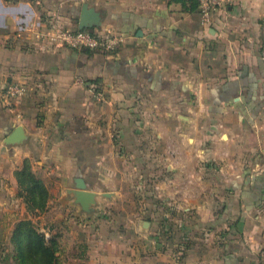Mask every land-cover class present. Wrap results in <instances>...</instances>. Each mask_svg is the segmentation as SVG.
I'll return each mask as SVG.
<instances>
[{
	"label": "crops",
	"instance_id": "0c3cea01",
	"mask_svg": "<svg viewBox=\"0 0 264 264\" xmlns=\"http://www.w3.org/2000/svg\"><path fill=\"white\" fill-rule=\"evenodd\" d=\"M184 1L0 0V264H13L15 226L31 217L16 177L27 160L49 212L75 206L55 214L73 239L57 264H262L264 0H234L209 26ZM87 15L86 30L123 36L116 53L17 37L18 20L76 30ZM26 78L25 98L4 105L7 83ZM18 126L25 140L7 144ZM78 178L112 188L110 201L129 181L138 207L115 216L123 228L90 229L102 206L67 199Z\"/></svg>",
	"mask_w": 264,
	"mask_h": 264
},
{
	"label": "built area",
	"instance_id": "2783aa9c",
	"mask_svg": "<svg viewBox=\"0 0 264 264\" xmlns=\"http://www.w3.org/2000/svg\"><path fill=\"white\" fill-rule=\"evenodd\" d=\"M234 0H199V14L202 23L211 25L213 15L231 5ZM37 42L42 41L47 47L53 49L70 48L74 50L101 51L108 54L116 53L124 44V38L120 34L111 31L93 32L86 29H71L61 22L50 19H31L17 21V37L25 41H31L33 36ZM28 78L8 82L1 92V99L9 108L22 101L29 92ZM96 98L103 100L104 93L95 85H90ZM19 116V115H18ZM262 264H264V249L260 252Z\"/></svg>",
	"mask_w": 264,
	"mask_h": 264
},
{
	"label": "trees",
	"instance_id": "16d2710c",
	"mask_svg": "<svg viewBox=\"0 0 264 264\" xmlns=\"http://www.w3.org/2000/svg\"><path fill=\"white\" fill-rule=\"evenodd\" d=\"M15 3L18 0H6ZM185 3L184 0H175ZM191 10H199V0H192ZM42 18L45 20L44 16ZM74 50V49H73ZM78 51V50H77ZM90 52L91 50H81ZM20 187V196L25 200L32 212H43L47 209L51 194L44 181L33 171L30 161H25L23 167L16 172ZM56 240L46 234L34 224L32 220H20L13 232L12 244L16 264H57L58 256Z\"/></svg>",
	"mask_w": 264,
	"mask_h": 264
},
{
	"label": "rangeland",
	"instance_id": "374dc122",
	"mask_svg": "<svg viewBox=\"0 0 264 264\" xmlns=\"http://www.w3.org/2000/svg\"><path fill=\"white\" fill-rule=\"evenodd\" d=\"M92 99L95 101V102H101L102 101L98 98L95 97V95L92 93L91 95ZM85 131V129H83ZM126 178L128 179L129 178V175H126ZM104 184V183H103ZM109 184V183H108ZM106 183L105 186L108 185ZM129 181H126L124 183V187L119 190L120 194L118 195V199L116 200H108V198H104L106 197V195L104 196V193L105 192H109V191H112L113 189L112 188H102L100 189L99 191V194L97 193V197L99 198V203L101 204L102 208H101V211L99 210V213L96 212L98 211L96 209V207L98 206V200L96 199V204H94L91 208V211L93 213H98V217L96 218V221L93 222V226L90 227V229L92 230H97V229H101V231H105L107 228H111V229H121L123 228L124 226L120 224V220H116L115 219V216H117L118 214H131L132 211L138 207V205L136 204H131V200L136 198V193H134V190L130 188V185H129ZM77 189V187L75 188ZM73 189V190H75ZM69 196H67V199H70V200H74L75 202V195L74 193L70 192V194H68ZM66 197V195H65ZM24 200V199H23ZM133 201V200H132ZM25 202V200H24ZM75 204H77L75 202ZM99 204V205H100ZM142 208H144L145 206H140ZM26 208H27V212L29 213V215H31V217H26L24 219H29V220H32L34 222V224L41 230V232H43L44 234H46L47 237H50V238H54L56 240V244H57V247L59 248L58 251H61L62 249L65 248V244L66 245H69L71 243H73V239L69 236V237H64L61 236L60 232H62L61 230H64L65 229V224L63 226H58V229L60 228L61 230H58L57 229V226L55 225L56 222H54L55 220L57 221H60L62 220L60 217L59 218H55L56 215L55 214H58L60 212H66L69 208H70V213L72 212V209L75 208V206H65L63 205L62 203H59L58 206H57V210L54 211V212H49V210H45L43 212H37V211H34L32 212L31 210L28 209V206L26 204ZM68 208V209H67ZM132 210V211H131ZM171 211V210H169ZM172 212V211H171ZM44 213V216L43 218H39L37 219L36 217L40 214L43 215ZM114 220V222H113ZM128 224H129V220H127ZM167 223V222H166ZM173 223V222H172ZM172 225V224H171ZM55 226V227H54ZM77 226H80L78 221H73V222H70V229H72L73 227H75L74 229H77L76 227ZM79 228H82L81 226ZM128 228V227H126ZM172 228V226H171ZM171 228H169V230H171ZM53 231H56L57 235H51L53 234ZM176 232V230H175ZM50 235V236H49ZM71 246V245H70ZM13 248H14V245H13ZM13 253L11 254V257H12V261H13V264H16V260L14 259L17 252H15L14 250L12 251Z\"/></svg>",
	"mask_w": 264,
	"mask_h": 264
},
{
	"label": "water",
	"instance_id": "95a60500",
	"mask_svg": "<svg viewBox=\"0 0 264 264\" xmlns=\"http://www.w3.org/2000/svg\"><path fill=\"white\" fill-rule=\"evenodd\" d=\"M91 16L80 20V29H87L92 27L95 22H91ZM26 138L23 127L18 126L7 138L6 143L9 145H15L22 143ZM75 195V202L85 210L88 211L90 208L96 204L97 193L88 189L87 184L82 178L77 179V189L72 190Z\"/></svg>",
	"mask_w": 264,
	"mask_h": 264
}]
</instances>
